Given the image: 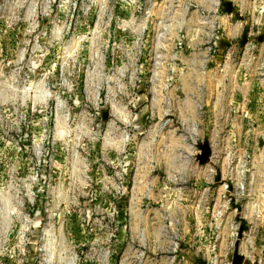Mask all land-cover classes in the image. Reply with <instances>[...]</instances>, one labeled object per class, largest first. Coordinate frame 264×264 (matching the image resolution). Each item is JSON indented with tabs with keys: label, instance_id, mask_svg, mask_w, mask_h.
Returning a JSON list of instances; mask_svg holds the SVG:
<instances>
[{
	"label": "rangeland",
	"instance_id": "1",
	"mask_svg": "<svg viewBox=\"0 0 264 264\" xmlns=\"http://www.w3.org/2000/svg\"><path fill=\"white\" fill-rule=\"evenodd\" d=\"M0 264H264V0H0Z\"/></svg>",
	"mask_w": 264,
	"mask_h": 264
}]
</instances>
